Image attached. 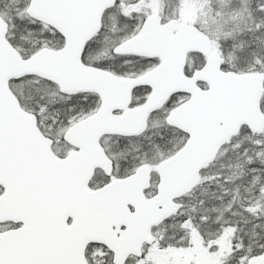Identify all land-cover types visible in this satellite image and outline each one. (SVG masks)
<instances>
[{
    "label": "snow or ice",
    "instance_id": "obj_1",
    "mask_svg": "<svg viewBox=\"0 0 264 264\" xmlns=\"http://www.w3.org/2000/svg\"><path fill=\"white\" fill-rule=\"evenodd\" d=\"M0 264H264V0H0Z\"/></svg>",
    "mask_w": 264,
    "mask_h": 264
}]
</instances>
